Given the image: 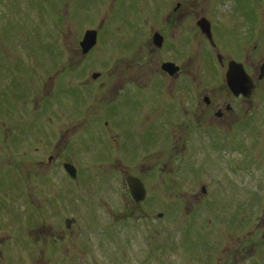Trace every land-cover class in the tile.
<instances>
[{
  "label": "rangeland",
  "instance_id": "1",
  "mask_svg": "<svg viewBox=\"0 0 264 264\" xmlns=\"http://www.w3.org/2000/svg\"><path fill=\"white\" fill-rule=\"evenodd\" d=\"M178 3L184 4L175 13ZM167 15L186 16L191 24L176 23L188 29L184 37L170 30V50L153 55V35ZM257 15L264 17V0H0V264H264V123L254 136L223 139L217 152L208 150L205 161L189 166L171 152L167 163V152L159 151L156 176L143 136L123 130L114 141L105 129L94 130L79 102L70 105L82 90L76 73L57 76L75 63V50L90 29L101 34L87 72L105 71L101 64L113 57V69H130L127 83L159 80L160 65L158 74L155 66L145 72L137 65L174 56L193 75L204 57L196 19L213 22L223 47L212 54L229 60L239 49L233 47L232 28ZM64 79L72 80L70 94ZM74 115L83 118L73 131L80 141L73 160L77 184L63 178L59 164L46 169L37 162L53 153L61 133L78 121ZM66 145H72L70 136ZM101 150L114 153L116 162L96 158ZM137 151L136 163L120 161ZM130 170L150 188L139 205L127 189ZM49 193L44 202L40 195ZM65 218L78 223L74 242L64 240L61 250L54 249L38 232ZM50 236L59 238L57 232Z\"/></svg>",
  "mask_w": 264,
  "mask_h": 264
},
{
  "label": "flooded vegetation",
  "instance_id": "2",
  "mask_svg": "<svg viewBox=\"0 0 264 264\" xmlns=\"http://www.w3.org/2000/svg\"><path fill=\"white\" fill-rule=\"evenodd\" d=\"M183 4L178 3L173 11L178 13ZM199 20L196 19L199 39L204 43V52L209 55H204L203 52L202 64L197 66L200 69L195 70L193 75L190 65L171 56V58L162 60L161 63H143V61L137 65V68L145 72H149L150 67L155 66L157 74L160 65L159 80L137 79L127 83L124 79L130 69H113L118 61H114L113 57L107 58L109 63L106 59L101 64L105 71L87 72V69L94 67L87 62L93 50L85 55L80 46L75 50L76 55L71 60V62L74 60L75 63L68 64L64 68V71L76 73L73 78L79 79L78 85L82 89L70 105L79 102L81 111L84 110L83 115L90 114L93 118L94 130L105 129L114 141L118 139V132L123 130L135 132L138 137L143 136L144 146L150 148L152 159L156 162L151 167L154 168L153 173L156 176L158 175L159 151L167 152V163L172 160L171 152L174 158L180 157L189 166L196 160L198 162L205 161V158L202 159L201 157L208 150L213 149L214 152H217V148L223 139L227 142H233V139L239 135L254 136L259 122L264 123V112L259 114L257 111L264 104V76L261 72L264 67V17L257 15L248 24L233 27L232 44L234 48H239L237 54L228 60L219 52L216 55L217 63L214 54L216 51L222 50L223 39H221L217 27L215 29L212 22L211 29L214 42H210L200 30ZM186 22L191 24L186 16L167 15L166 21L161 24L162 28L154 33V35L160 34L162 37L159 45L154 44L152 39L153 55L156 53L163 55L170 50V30L179 29L177 32L179 37H184L188 29L182 30L180 28ZM176 23H181V27L177 28ZM261 28H263L262 31ZM107 42L110 40L107 39ZM112 61L114 62L112 63ZM232 61L243 65L247 74L245 77L246 84L250 87L251 84L254 85L250 97L236 96L228 87L227 72ZM166 63L175 64L179 71L173 75L164 73L162 68ZM138 70L137 72H139ZM119 72L120 74H118ZM96 74L98 76L94 78ZM113 77H117V79H113ZM71 86L72 80L66 84L64 92L72 93L68 91ZM72 100V97L70 100L68 98L69 102ZM123 112L126 114L125 116H123ZM77 115H74V118L78 121H74L70 127H66L61 133L57 145L54 144L56 148H54L53 153L44 160L37 161L40 166L47 169L56 163L63 168L66 164L75 165L73 162V160H77L74 158L75 144L80 141L76 140L73 131L78 128L77 123L82 118ZM261 116L263 117L260 118ZM120 124H124V128L119 126ZM69 136L72 145H66ZM228 137H230L229 140H227ZM67 146H71L70 154H68ZM139 153L138 151L130 155L125 153L124 159L120 161L124 162L126 159L128 163H136ZM95 157L102 158L109 163L116 162V155L108 150L97 151ZM123 169L128 168L124 165ZM137 174L139 173L136 170L128 171L125 175L126 185L127 179L131 176L142 178ZM143 179L141 180L143 181ZM144 185L148 195L150 188L145 179ZM127 189L130 199H132L128 185ZM41 198L47 202L50 193L47 198L42 195ZM66 220L67 218L53 229L45 230L43 228L40 230L38 233H40L41 239L48 236L52 242L51 247L54 249L62 246L65 242H69V244L74 242L75 226L67 225ZM43 221L45 222V219ZM54 232L59 235L56 241H52L50 236Z\"/></svg>",
  "mask_w": 264,
  "mask_h": 264
},
{
  "label": "water",
  "instance_id": "3",
  "mask_svg": "<svg viewBox=\"0 0 264 264\" xmlns=\"http://www.w3.org/2000/svg\"><path fill=\"white\" fill-rule=\"evenodd\" d=\"M199 27L201 30L208 36V38L212 41V33L210 23L206 19H202L198 22ZM98 32L97 31H88L84 37V40L81 42V47L84 53H88L92 50L97 44ZM154 42L156 45H159L161 42V36L158 34L154 37ZM163 70L166 73L171 75L175 74L179 71V68L175 67L173 64H165L163 66ZM262 75L264 76V67L262 68ZM247 74L244 70L243 65L238 64L236 62H231L229 66V70L227 73V83L232 90V92L239 96L243 94L244 96H250L252 92V84L251 87L247 85L246 77ZM69 174L73 177H77V170L74 167L67 166L66 167ZM128 186L131 190L132 196L134 200L139 203L145 200L146 198V190L144 188L143 183L134 177H130L127 180Z\"/></svg>",
  "mask_w": 264,
  "mask_h": 264
}]
</instances>
